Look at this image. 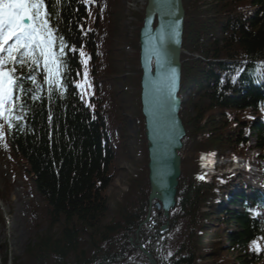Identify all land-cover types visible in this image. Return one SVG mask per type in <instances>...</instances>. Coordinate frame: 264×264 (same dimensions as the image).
<instances>
[{
	"label": "trees",
	"instance_id": "16d2710c",
	"mask_svg": "<svg viewBox=\"0 0 264 264\" xmlns=\"http://www.w3.org/2000/svg\"><path fill=\"white\" fill-rule=\"evenodd\" d=\"M224 1L227 4L223 0H215L219 4L217 11H220L216 16L226 12L234 16H229L222 25L221 40H212L211 58L206 54L202 58L243 62L205 64L216 73L207 71L211 85L202 89V93L200 89L196 90V94L200 93L198 100L192 104L189 100L188 106L195 109L200 101L206 103L205 107L209 110L215 108L222 111L224 120L228 122L226 134L232 132L230 144L236 149L237 145L242 147L245 142L241 137L244 132L239 130L235 134L233 131L236 129L233 128L247 131V116L256 114L257 104L264 101V97L257 92L241 94L238 87L245 72L251 71L252 62L259 63L264 73V0ZM45 6L50 13V23L59 29V35L67 43L68 70L64 74L62 96L57 92L49 100L46 85L36 100L28 92L17 93L21 95L23 111L17 109L16 114L23 118L18 123L13 121L12 131L6 126L11 172L29 183L30 195L39 202L40 225L43 227L40 232L33 233L34 238L26 245L21 259L15 258L12 264H148L144 255L129 243V238L146 215V157H143L142 173L129 180L121 203L110 207L106 195L114 177L115 157L111 146L116 144H111L109 137V119L113 114L107 109V102L94 100L97 85L92 77L96 75L94 65L98 60V31L104 25V17L109 16L106 9L113 8L111 0L87 3L84 0H45ZM141 18L138 16L139 25ZM227 28L230 30L227 31ZM192 34L196 36L198 30L187 31L185 20L183 49L186 40L192 42L191 38L186 39V35L191 37ZM134 49L136 52V40ZM186 58V55L181 56V90L185 81L183 68ZM190 58L187 60L190 61ZM80 62L86 65L83 68L84 73L87 71L86 90L76 87L84 77ZM135 62L133 84L136 86L137 101L134 116L138 118L142 135L138 102L140 72L136 55ZM18 74L27 76V69ZM219 76L224 81L219 80ZM38 80H42V76H38ZM25 84L31 87L29 81L25 80ZM82 91L85 93L83 98ZM115 97L112 91L110 106ZM199 113L198 110L194 119H188V125L181 118L186 134L180 153L181 175L176 203L168 218L169 228L163 234L157 233L165 220L161 212L152 210L151 221L156 225L151 229L146 226L141 229L144 245L156 264H264L263 227L252 219L245 206L243 214L230 215L224 209L217 213L218 187L211 180L198 179L205 171V155L214 153L207 148V143L203 148L196 141L207 132L204 129L205 117ZM113 118L117 126L115 133L120 139L117 146L124 147L126 138H121L119 132L123 121ZM250 128L255 132L256 146L264 156V129L252 125ZM192 152V157H189ZM213 216L222 220L215 221L218 220L215 218L212 221ZM217 222L221 230L230 223L234 229L230 233L224 231V237L212 242L216 238L212 224ZM223 253L232 261L223 257ZM1 264H6V253Z\"/></svg>",
	"mask_w": 264,
	"mask_h": 264
},
{
	"label": "rangeland",
	"instance_id": "374dc122",
	"mask_svg": "<svg viewBox=\"0 0 264 264\" xmlns=\"http://www.w3.org/2000/svg\"><path fill=\"white\" fill-rule=\"evenodd\" d=\"M85 1L91 2V0ZM184 2L187 16L185 17L186 29L189 32L191 29L193 31L198 30V34L196 36L192 34L191 37L186 35V39L191 38L192 42L189 43L187 40L184 42L183 51L187 58L189 56L191 58L190 61L186 58V62H184L183 78L185 81L181 93L185 104L182 105L180 116L186 125L189 124L188 119L196 117L198 110L199 114L205 117L204 129L207 132L196 140L203 148H206L207 143V148L223 155H229V150H232L237 156L239 152L244 153V157L259 155L260 149H255V135H253V132L243 131V129L233 126V129H236L233 131L235 134L239 130L244 132L241 137L245 141L244 144L242 143V147L237 145L235 149L230 144L232 141L230 137L233 136V134L231 135L232 132L226 134L228 129L226 123L228 122L224 120L222 111L215 110V108L209 110L205 107L206 103L202 102V104L200 101L195 106V109L188 106L189 100L190 104L197 102V95L200 93L196 94V90L200 89L202 93V89H206V86L211 85L210 77L206 73L214 70L207 68L201 57L206 54L208 58H211L212 40H221L223 37V34L220 33L222 25H224L229 16L234 15L226 12L224 15L216 16L220 11H217L216 7L219 4L215 0H184ZM223 2L227 4L224 0ZM142 4L144 2L134 3L130 0H111L113 8L106 9V11L109 10V16H105L103 19L104 25L101 31H98L96 43L98 60L94 65L96 75L92 77V80L97 85L96 91L93 93L94 100L99 99L107 102V109L113 114L115 119L123 121L124 125H120L119 132L121 138H126L124 139V147L121 145L120 147L117 146V143L120 144V139L116 136L115 129L117 126L113 116L110 115L109 137L111 144L116 145L111 146L115 157L113 163L114 177L106 195L109 197V205L112 208L122 202L121 197L127 191L129 180L142 173L143 157H146V145L143 134L141 135L140 132L141 128L138 118L134 116L137 92L136 86L133 84L134 70L136 69L134 54L135 29L139 24V15H135L133 8L137 6L139 9L140 6L143 7ZM135 17L134 21L133 18ZM229 30L230 28H227V31ZM198 35L201 37H197ZM218 78L224 81L222 77L219 76ZM81 80L80 84L85 85V77ZM86 88H88L87 83L85 88L80 89L86 90ZM112 91L115 92L116 97L112 100L110 106L109 98ZM0 124H3L2 120H0ZM210 140L213 142L209 143ZM226 141L228 143L224 144ZM8 152L9 148H7L4 138L0 140V201L8 208V211L7 213L3 210L0 211V264L4 253H6V261L10 260L11 264L15 258L21 259L26 245L34 238L33 233L35 231L40 232L43 228L40 225L41 217L38 199L30 195L29 183L11 172ZM192 154L193 152L189 154L191 155L189 157H192ZM199 211L203 212L205 210ZM5 215L8 221H4L3 217ZM215 218H218V220H215ZM211 220L219 221L222 218L213 216ZM212 227L214 228L213 234L216 235V238L212 236L214 238L212 242H216L220 237H224V231L231 232L234 225L231 223L230 226L224 227V229L222 227L221 230L217 222L213 223ZM224 248H226V244ZM222 256L228 258L230 262L232 261L230 256L227 257L225 253Z\"/></svg>",
	"mask_w": 264,
	"mask_h": 264
},
{
	"label": "water",
	"instance_id": "95a60500",
	"mask_svg": "<svg viewBox=\"0 0 264 264\" xmlns=\"http://www.w3.org/2000/svg\"><path fill=\"white\" fill-rule=\"evenodd\" d=\"M184 25L182 0H147L139 32V103L147 154V212L134 232V243L148 264H156L138 232L150 223L153 207L165 220L175 206L180 177V151L185 130L179 118L180 53ZM175 71V85L173 74ZM169 227L166 221L158 233ZM7 264H11L8 260Z\"/></svg>",
	"mask_w": 264,
	"mask_h": 264
},
{
	"label": "snow or ice",
	"instance_id": "6c2138e0",
	"mask_svg": "<svg viewBox=\"0 0 264 264\" xmlns=\"http://www.w3.org/2000/svg\"><path fill=\"white\" fill-rule=\"evenodd\" d=\"M66 47L65 38L50 23L45 0H0V120L6 122L9 131L14 130L13 121L18 123L23 118L16 114L17 109L23 111L22 98L17 93L28 92L36 100L46 85L49 100L54 93L64 94V74L68 70ZM24 69L27 76L18 74ZM84 77L85 85L77 84V88L86 87V70ZM84 94L82 91L81 98ZM2 139L4 125L0 124Z\"/></svg>",
	"mask_w": 264,
	"mask_h": 264
},
{
	"label": "bare ground",
	"instance_id": "6f19581e",
	"mask_svg": "<svg viewBox=\"0 0 264 264\" xmlns=\"http://www.w3.org/2000/svg\"><path fill=\"white\" fill-rule=\"evenodd\" d=\"M133 1L137 2V1H143V0H133ZM244 93L245 92H241V94H244ZM179 100L182 101V98L180 97ZM139 108H140V111H141V106L140 105H139ZM182 124H183V122H182ZM229 151L232 152V150H229ZM214 153H215V155L214 154H211L210 156L211 157H221V156H224V157H234V154H231V153H229V155H226V154L223 155V154H221L220 152H217V151H214ZM201 157H204V155H201ZM1 210H3L5 213H7L8 208L0 201V211ZM154 223H155L154 221H151V215H150V224H149L148 228L149 229L153 228L155 226Z\"/></svg>",
	"mask_w": 264,
	"mask_h": 264
}]
</instances>
